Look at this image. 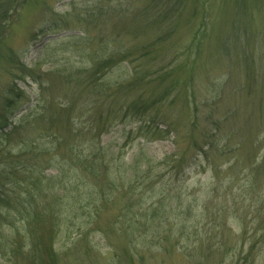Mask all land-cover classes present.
Instances as JSON below:
<instances>
[{
	"label": "rangeland",
	"instance_id": "374dc122",
	"mask_svg": "<svg viewBox=\"0 0 264 264\" xmlns=\"http://www.w3.org/2000/svg\"><path fill=\"white\" fill-rule=\"evenodd\" d=\"M152 41L93 87L92 58ZM142 98L158 101L127 111ZM5 109L6 129L31 124L0 167L31 168L4 179L0 264H264V0H27L1 50ZM27 133L38 157L12 155Z\"/></svg>",
	"mask_w": 264,
	"mask_h": 264
},
{
	"label": "trees",
	"instance_id": "16d2710c",
	"mask_svg": "<svg viewBox=\"0 0 264 264\" xmlns=\"http://www.w3.org/2000/svg\"><path fill=\"white\" fill-rule=\"evenodd\" d=\"M27 3V0H0V60H1V50L3 48L4 45V41L7 37V35L10 32V29L12 27V25L16 22V20L19 17V11L20 9L25 6V4ZM197 38V35L195 36V39ZM161 38H158V41H160ZM116 43L117 41L114 40ZM158 41H152L150 43L149 46L147 45H143L141 46V50H140V55L139 53H134L132 54L129 50L126 49H118V48H113L110 53L105 57V58H92L91 61V66H93V73H92V77H95V79H91L90 82H92V85L94 88H99L100 84H101V79L104 75L105 70L102 72L103 68L105 69H109L114 67L118 62H119V57L121 55H125V58L131 59L134 61L138 60V58L145 56V54L148 53H152L154 52V48L156 47V44ZM149 47L153 48L150 49ZM137 54V55H136ZM16 56H14L15 58ZM19 58V57H18ZM21 64V70L25 69V64L24 62H22V60L18 61ZM90 66V67H91ZM90 67H83V69H77L76 74L77 73H82L84 69H89ZM134 73L136 74L133 78L134 81L131 83L133 87H139L141 86V84L144 82V80L146 79V76L141 74V71L139 73L138 68L135 66L134 67ZM145 75H147L145 73ZM91 77V78H92ZM15 92H12L15 97H20L21 95L24 94V90L19 88L18 86H15ZM10 93V92H9ZM160 94V98L164 97V93ZM159 95V94H158ZM157 95V96H158ZM146 97V96H145ZM158 98V99H160ZM13 99H7L6 102V106L8 107L9 104H11V102L14 103V101H12ZM158 101V100H157ZM157 101H152L151 99H147L145 98V101H139V100H135L134 102H132L131 104H129L127 106V111L132 112L133 114H146L149 110H151L154 105L157 103ZM6 113V109L0 113V141L2 142L4 138L9 139L13 133H17L22 127L20 126L21 124L24 123H29L31 124V121L25 120L24 122H17L13 125V127L11 129H6L10 126L11 122H10V116L5 114ZM28 114H25L22 116L25 117ZM70 116V115H69ZM154 120V118H151V121ZM155 132H157L160 136L162 135H168L170 131L168 130H164L162 128H159V125L155 127ZM43 134L41 135V139H43L44 142H53L55 143L57 140H59V136L57 135V132L54 130V128L50 129V130H46L42 132ZM39 137V133L38 134H30L27 133L26 136H20L19 140H18V144L16 146H27L30 147L22 152L19 153H12L10 151V153L14 156H20V155H31L33 157H38V155H34L31 153V151H37L38 149H32L34 148L33 145H35L36 143H38L39 141H36V139ZM13 141V140H11ZM6 155L5 153H2V156ZM35 164V163H33ZM92 166V165H91ZM20 169H26V170H30L31 168V164L28 161L25 160H20V164L11 166V167H7V166H2L0 167V197L1 199H4V193H5V185L7 186L9 183V180L4 181V179L10 175L13 174L15 172H17ZM50 189L49 184L45 185V189ZM52 191L55 190V188H51ZM54 196L56 197V192L54 193ZM59 211V208L57 209V212ZM9 221L7 214H5L4 216L1 214L0 212V233L2 234L3 232V225L4 223H7ZM7 224H12L13 222L7 223ZM14 227V225L12 226ZM130 228L132 226H129ZM15 228V227H14ZM57 234V229L52 230V232H50V240L48 243H46L44 245V253L46 256H48V261H53L56 259L57 256V251L54 247V237ZM40 250V249H38Z\"/></svg>",
	"mask_w": 264,
	"mask_h": 264
}]
</instances>
